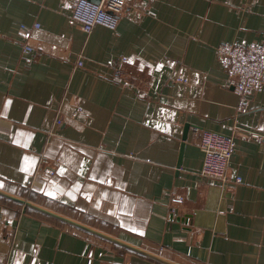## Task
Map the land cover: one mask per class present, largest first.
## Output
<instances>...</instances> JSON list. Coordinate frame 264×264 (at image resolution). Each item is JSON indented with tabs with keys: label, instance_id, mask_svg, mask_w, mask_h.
Listing matches in <instances>:
<instances>
[{
	"label": "crops",
	"instance_id": "0c3cea01",
	"mask_svg": "<svg viewBox=\"0 0 264 264\" xmlns=\"http://www.w3.org/2000/svg\"><path fill=\"white\" fill-rule=\"evenodd\" d=\"M72 1L0 0V264H264V87L239 112L217 53L264 43V0H129L90 34Z\"/></svg>",
	"mask_w": 264,
	"mask_h": 264
},
{
	"label": "built area",
	"instance_id": "2783aa9c",
	"mask_svg": "<svg viewBox=\"0 0 264 264\" xmlns=\"http://www.w3.org/2000/svg\"><path fill=\"white\" fill-rule=\"evenodd\" d=\"M129 0H100L98 3L91 0L72 1V21L79 25L86 33L90 34L96 26H104L116 29L120 15L128 4ZM150 14H153L152 12ZM36 23L33 27L22 26L19 31L23 52L32 53L33 47L30 43L33 29L39 28ZM217 53L221 63L228 72V84L235 88L241 97L238 105L239 112H246L248 104L245 102L246 96L260 91L264 87V43H222L217 48ZM78 66L83 65V61L77 62ZM182 81V77H178ZM62 123V120H58ZM252 138L263 140L264 135L249 132ZM200 146L204 151V164L201 174L204 177L215 178L223 183L229 182L228 167L235 153V135H226L214 131H203L200 139ZM237 177L235 182H240ZM182 196H173L170 202V211L174 214L176 209L183 205ZM125 264H147L131 263Z\"/></svg>",
	"mask_w": 264,
	"mask_h": 264
},
{
	"label": "water",
	"instance_id": "95a60500",
	"mask_svg": "<svg viewBox=\"0 0 264 264\" xmlns=\"http://www.w3.org/2000/svg\"><path fill=\"white\" fill-rule=\"evenodd\" d=\"M91 1H94V2H97V3H98L100 0H91ZM188 130H189V125L186 126V132H187ZM184 139H186V135H184ZM10 197L13 198V199H16V200H18V201H20V202H22L23 204H25V205H27V206H29V207L34 208V209H37V210L43 211V212L48 213V214L53 215V216H58V215H56L55 213H52V212H50V211H48V210H45V209H43V208H41V207L37 206L36 204H33V203L29 202V201H25V200H22V199H18V198H16V197H12V196H10Z\"/></svg>",
	"mask_w": 264,
	"mask_h": 264
}]
</instances>
